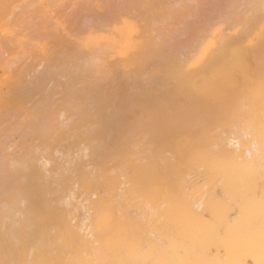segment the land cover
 Masks as SVG:
<instances>
[{
	"label": "bare ground",
	"instance_id": "bare-ground-1",
	"mask_svg": "<svg viewBox=\"0 0 264 264\" xmlns=\"http://www.w3.org/2000/svg\"><path fill=\"white\" fill-rule=\"evenodd\" d=\"M112 1L0 0V264H264V0Z\"/></svg>",
	"mask_w": 264,
	"mask_h": 264
},
{
	"label": "rangeland",
	"instance_id": "rangeland-1",
	"mask_svg": "<svg viewBox=\"0 0 264 264\" xmlns=\"http://www.w3.org/2000/svg\"><path fill=\"white\" fill-rule=\"evenodd\" d=\"M111 1H112V0H111ZM114 1L117 2L118 0H114ZM125 1H126V0H125ZM125 1H124V0L120 1V0H119V2H117L116 4L122 2L121 5H124V4H126V2H127V1H126V2H125ZM226 1L228 2L229 0H226ZM112 2H113V1H112ZM123 2H125V3L123 4ZM113 3L115 4V2H113ZM229 3H230V2H229ZM118 5H119V4H118ZM124 6H125V5H124ZM63 8H64V7H63ZM63 8H62V9H63ZM62 9H61V11H62ZM64 9L67 10L66 7H65ZM68 10H69V9H68ZM62 12H63V11H62ZM67 16H68V15H67ZM71 18H72V19H71ZM65 19H66V23H67V25H71V24H73L75 17H74V15H72L71 17H70V16L65 17ZM67 19H68V20H67ZM72 20H73V21H72ZM71 21H72V23H71ZM68 23H69V24H68ZM70 23H71V24H70ZM227 23L229 24V22H227ZM225 24H226V23H224V25H225ZM242 24H243V23H242ZM186 31H187V30H186ZM189 31L192 32V30L188 29L187 32H189ZM41 32H42L41 34H43V31H41ZM191 32H189L188 34H190ZM192 33H194V31H193ZM187 37H188V36H187ZM181 38H182V37H181ZM188 38H189V37H188ZM158 39H159V41H158V43H159L161 39H160V38H158ZM186 39H187V38H186ZM187 40H188V39H187ZM189 40H190V39H189ZM174 42L176 43V41H174ZM165 45H166V44H165ZM165 45H164V43H163V45H162V46H163V50H164V51H167L168 49H164V48H167V46L165 47ZM92 106H93V105H92ZM107 112H108V113L105 112V115H108V116H109V112H110V110L107 111ZM106 117H107V116H106ZM107 118L109 119V120H108V121H109V124H108V121L106 120V124H108V125H106V127H107L106 129L109 131V130H110L109 128H110V125H111V124H113V125H111V126L115 127V128H114L115 131H114V129L111 127V129H112V130L110 131L111 133L108 134V136L110 135L111 137L109 136L108 139L110 140V138H111V140H112V137H113V140H114V138H115L116 135H117V133H116V135H115L114 132H116L117 130H118V131L121 130L122 127L119 128V126L121 125L120 123H122V122L118 123V122L121 121V120H120L119 118H117V117H116V118H113V119H111V120H110L109 117H107ZM129 118H130V117H129ZM132 118H133V117H132ZM118 119H119V120H118ZM112 120H113V121H112ZM115 120H116V121H115ZM117 121H118V122H117ZM115 122H116V123H115ZM118 124H120V125L118 126ZM108 126H109V127H108ZM117 126H118L119 129L117 128ZM116 128H117V129H116ZM112 131H114V132H112ZM107 133H108V132H107ZM113 134L115 135V137H114Z\"/></svg>",
	"mask_w": 264,
	"mask_h": 264
}]
</instances>
